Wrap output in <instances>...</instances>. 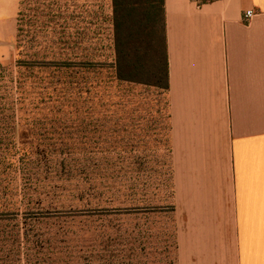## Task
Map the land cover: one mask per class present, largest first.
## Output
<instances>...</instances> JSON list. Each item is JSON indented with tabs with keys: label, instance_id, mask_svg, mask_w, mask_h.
<instances>
[{
	"label": "rangeland",
	"instance_id": "1",
	"mask_svg": "<svg viewBox=\"0 0 264 264\" xmlns=\"http://www.w3.org/2000/svg\"><path fill=\"white\" fill-rule=\"evenodd\" d=\"M16 3L0 42V264H177L167 96L116 80L112 0Z\"/></svg>",
	"mask_w": 264,
	"mask_h": 264
},
{
	"label": "crops",
	"instance_id": "2",
	"mask_svg": "<svg viewBox=\"0 0 264 264\" xmlns=\"http://www.w3.org/2000/svg\"><path fill=\"white\" fill-rule=\"evenodd\" d=\"M165 20L177 264H264V0H165Z\"/></svg>",
	"mask_w": 264,
	"mask_h": 264
},
{
	"label": "trees",
	"instance_id": "3",
	"mask_svg": "<svg viewBox=\"0 0 264 264\" xmlns=\"http://www.w3.org/2000/svg\"><path fill=\"white\" fill-rule=\"evenodd\" d=\"M22 1L21 7L24 6ZM195 1L198 6H203L217 0ZM112 5L115 56L112 68L116 80L166 92L169 89V63L165 0H112ZM25 17L21 9L20 35L25 32Z\"/></svg>",
	"mask_w": 264,
	"mask_h": 264
},
{
	"label": "built area",
	"instance_id": "4",
	"mask_svg": "<svg viewBox=\"0 0 264 264\" xmlns=\"http://www.w3.org/2000/svg\"><path fill=\"white\" fill-rule=\"evenodd\" d=\"M253 16H254V13H253L252 11H249V12L246 13V15H245V19H246V20H249V19H251Z\"/></svg>",
	"mask_w": 264,
	"mask_h": 264
}]
</instances>
